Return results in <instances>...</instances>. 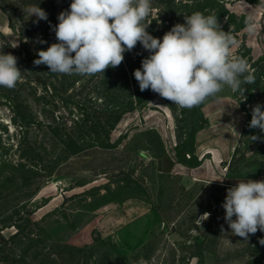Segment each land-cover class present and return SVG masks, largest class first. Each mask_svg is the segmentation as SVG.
Here are the masks:
<instances>
[{
	"label": "rangeland",
	"instance_id": "1",
	"mask_svg": "<svg viewBox=\"0 0 264 264\" xmlns=\"http://www.w3.org/2000/svg\"><path fill=\"white\" fill-rule=\"evenodd\" d=\"M232 1L228 8L253 22L242 37L256 59L264 55V0ZM71 2L0 0V32L22 71L14 88L0 87V264H261L264 232L235 236L222 204L239 180L264 177V132L249 127L264 94L225 86L189 110L153 92L144 107L123 114L110 148L90 144L72 154L57 134L81 119V106L94 112L128 98L113 97L103 73L66 75L34 64L58 42L53 29ZM28 5H39L47 20L25 14ZM126 65L124 53L113 69ZM209 146L229 148V160L221 163L220 150ZM191 147L210 167L214 158L219 177L185 175L190 167L178 161V149L188 162Z\"/></svg>",
	"mask_w": 264,
	"mask_h": 264
},
{
	"label": "clouds",
	"instance_id": "2",
	"mask_svg": "<svg viewBox=\"0 0 264 264\" xmlns=\"http://www.w3.org/2000/svg\"><path fill=\"white\" fill-rule=\"evenodd\" d=\"M23 11L36 16L37 22L48 18L39 5H28ZM151 13V0H72L53 29L58 42L40 50L34 64L47 65L52 73L104 74L119 66L124 53L139 43L150 53L133 73L140 91L151 89L179 109L189 110L225 86L244 94L242 84L254 83L251 74L245 75L250 72L247 60L233 53L238 40L231 28L222 30L216 15L200 11L185 15V23L174 25L160 39L147 31L150 23L145 21ZM21 81L17 57L0 51V87L12 89ZM249 127L264 132V110L259 104L252 109ZM222 207L235 236L247 240L249 234L264 232V180H239L227 189ZM209 216L205 212L198 223ZM138 264L147 261L141 258Z\"/></svg>",
	"mask_w": 264,
	"mask_h": 264
},
{
	"label": "trees",
	"instance_id": "3",
	"mask_svg": "<svg viewBox=\"0 0 264 264\" xmlns=\"http://www.w3.org/2000/svg\"><path fill=\"white\" fill-rule=\"evenodd\" d=\"M157 6L158 17L150 15L146 23H150L147 31L156 38H161L164 31H169L176 24L185 23V15L200 11L205 15L214 14L217 16L218 22L222 26V30L228 32L231 28L232 34L238 40L236 55L245 58L248 62L250 72L254 77V83L242 84L245 89L244 94L258 90L264 94V55L254 59L250 49L246 45V40L242 37V33L253 25V22L247 14H238L228 8V4L232 0H151ZM244 3L251 5H261L262 0H244ZM0 40L6 41L0 46V51L5 54H12L13 47L5 36L0 32ZM135 53L132 56L131 51L125 52L128 60L126 67L120 70L109 68L104 73L106 89L111 91V95L117 99L121 95L128 98L124 104L114 103L106 109L97 107L94 112L86 109L85 105L81 106V119L73 120L72 126H62L61 131L57 134V138L62 146L72 154L83 152L86 146L96 144L102 148H110L112 146V130L119 124L123 114L136 110L137 107H144L153 98L151 89L143 92L139 89L133 73L137 68H141V62L150 55L149 52L137 43ZM108 83V84H107ZM135 97V98H134ZM182 147V145H181ZM178 161L190 168H196L201 165V161L194 155L193 148L187 150L192 153L190 161L185 162L181 155L182 149L179 148Z\"/></svg>",
	"mask_w": 264,
	"mask_h": 264
},
{
	"label": "crops",
	"instance_id": "4",
	"mask_svg": "<svg viewBox=\"0 0 264 264\" xmlns=\"http://www.w3.org/2000/svg\"><path fill=\"white\" fill-rule=\"evenodd\" d=\"M1 28L4 29L6 27L0 21V31H1ZM208 148L220 150L221 157L220 158L218 157V158L221 160L220 161L221 163L229 160L228 159L230 157L229 148L219 147V146H216V147L209 146V147H206L205 149H208ZM209 154H212V153L211 152L206 153V155H209ZM200 161H201L200 166H198L196 168H186V174L185 175L188 178L195 180V181L204 182V181L211 180L215 176L219 177L218 173H217V166H214V163H215L214 158L211 161V167L208 165L209 163L207 162V160L205 158H202ZM256 180H264V177H259ZM259 240H264V239H259ZM261 264H264V260Z\"/></svg>",
	"mask_w": 264,
	"mask_h": 264
}]
</instances>
